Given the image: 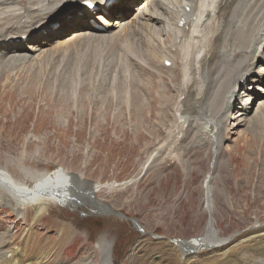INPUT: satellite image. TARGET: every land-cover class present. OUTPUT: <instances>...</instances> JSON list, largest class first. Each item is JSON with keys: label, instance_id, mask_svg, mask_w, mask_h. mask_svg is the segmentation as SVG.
Returning <instances> with one entry per match:
<instances>
[{"label": "rangeland", "instance_id": "374dc122", "mask_svg": "<svg viewBox=\"0 0 264 264\" xmlns=\"http://www.w3.org/2000/svg\"><path fill=\"white\" fill-rule=\"evenodd\" d=\"M142 2L132 5L122 19L134 17V8ZM161 27L154 24L148 38L136 37L128 44L110 41L81 60L65 56L52 61L47 55L38 59L39 53L1 58L0 168L27 185L30 182L20 169L50 177L59 171L80 175L100 185L94 195L113 211L96 214L79 198L78 207L53 204L35 219L34 206L17 208L2 193L0 233L13 230L12 246L19 247L25 233L31 237V253L40 251L48 263L76 264L84 258L96 263V244L106 239L112 244V264H130L132 245L145 237L151 244L145 255L152 259L162 247L155 243L178 245L203 235L209 218L203 203L208 176L212 192L217 191L213 219L221 237L236 236V244L263 230L264 108L239 127L224 126L220 149L212 144L214 132L205 130L201 119L189 114L193 120L187 126L178 109L190 112L186 105L203 94L176 95L181 84L192 83L188 85L181 71L173 72L174 61L168 68L162 66L160 45L171 38L161 33ZM56 38L54 34L52 40ZM224 79L218 82V103L229 90L230 76ZM215 103L209 108L212 117L221 106ZM254 116L260 117L258 121ZM152 153H158L157 158L143 171ZM135 178L136 183H129ZM67 224L73 229L63 235ZM143 260L139 257L136 262Z\"/></svg>", "mask_w": 264, "mask_h": 264}, {"label": "bare ground", "instance_id": "6f19581e", "mask_svg": "<svg viewBox=\"0 0 264 264\" xmlns=\"http://www.w3.org/2000/svg\"><path fill=\"white\" fill-rule=\"evenodd\" d=\"M88 1L99 7V13L86 9L85 4ZM137 1L143 2L135 7L134 17L121 20L120 10L124 7L125 10L130 9ZM102 5V0H0V60L9 55L26 58L27 54L33 53H39L38 59L41 55H47L52 61L65 56L81 60L90 52L93 53L95 48L105 46L110 41L128 44L135 42L136 37L148 38L154 24L159 23L162 24L161 33L171 38L169 43L160 45V51L164 53L160 55L162 66L165 68V62L174 61L173 72L181 71L188 85L192 83L189 87L181 84L183 88L177 89L176 95L183 96L184 92H188L187 97L203 94L200 98L191 97V105L184 102V106L190 107V112L185 111V114L179 107L180 119L187 126L191 125L192 118L197 121L201 119L204 129L214 132L211 134V141L218 148L222 146L220 144L224 126L230 130L239 127L248 120V116L264 108V0H121L114 7L103 8ZM101 9L104 11L100 12ZM67 17L72 19L63 22L57 29L51 27V24L61 23ZM179 23L183 25L180 27ZM99 26L103 29L99 30ZM69 30H73L69 35L59 36ZM54 34L57 38L52 40ZM28 43L38 44L33 47ZM198 50H202L203 54L200 55V52L196 55ZM152 54L155 55V51ZM177 58L179 64L175 65ZM226 76L231 79L227 86L229 90H225L227 92L222 97V103H218V82ZM260 95L263 97L259 98ZM215 101L221 106L219 105V112H216L218 114L212 117L209 108L211 109ZM253 119L251 120L254 121ZM157 154L149 155L143 171L150 167ZM20 171L30 185L15 180L7 170L0 168V205L4 204V193L17 208L34 206L35 219H39L53 204L79 206V198L89 204L96 214L109 215L112 211V206L98 200L94 195L100 185L94 186L80 175L59 171L50 177L45 173L32 174L23 169ZM210 180V176L206 177L203 186V203L209 216L203 235L190 241H180L178 245L167 241L155 243L162 247L154 257L151 256L152 259L145 255L151 248L150 242L145 237L140 238L127 255L130 264H137L139 257L144 259L142 264H264V225L263 230L255 232V235L251 233L253 237L239 240L236 244L233 241L236 236L232 239L221 237L213 219V198L217 191L212 192ZM136 181L138 178L130 180L129 183L134 184ZM129 183L125 182L123 185ZM113 216L118 217V214L113 213ZM132 222L136 227L135 220ZM71 229L72 226H68L63 235H69ZM12 233L13 230L9 228L0 233V264H51L46 262L40 251L31 253L29 247L32 242L29 234L24 233L25 237L19 247L12 246ZM63 238L67 240L66 237ZM110 243L106 239L97 242L99 262L94 263L91 259L84 258L76 264H112ZM201 247L205 250L198 253L197 250Z\"/></svg>", "mask_w": 264, "mask_h": 264}]
</instances>
